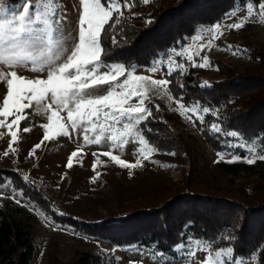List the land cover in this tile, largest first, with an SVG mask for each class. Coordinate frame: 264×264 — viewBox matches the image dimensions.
<instances>
[{
    "label": "trees",
    "instance_id": "trees-1",
    "mask_svg": "<svg viewBox=\"0 0 264 264\" xmlns=\"http://www.w3.org/2000/svg\"><path fill=\"white\" fill-rule=\"evenodd\" d=\"M8 3L14 5L19 0H8ZM244 3L245 0H150L148 5L139 2L131 12L125 13L121 25L104 41L107 60L148 68L159 54L177 48L198 28L222 21L234 6L239 8ZM148 20L152 22L146 23ZM251 30L252 24L246 23L235 31L239 48L248 50L242 54L246 59L242 65L210 60L216 79L206 83L202 81L205 71L199 67L188 66L184 75L174 73L168 77L172 80L169 87L174 96L183 95L186 104L198 102L217 112V115L204 114L203 126L197 121L194 127L198 137L187 132L177 112L168 109L161 100L153 99L161 109L154 112V119L147 121L152 131H146L145 135L165 152L179 153L173 156L178 161L175 167L178 177L171 186L160 187L158 198L143 200L125 210L115 208L101 217L76 219L62 211L33 182H24L19 171L0 166V184L8 180L52 224L82 237L114 246L153 247L165 255H170L172 248L186 239L207 240L213 243V249L233 247L237 258L254 254L257 260H264L261 257L264 252L263 161L253 165L219 164L236 184L237 195L204 193L191 188L200 171L194 149L197 142L202 141L214 152L239 151L244 155L242 149L226 150L225 138L209 131L212 123H220L225 130H237L246 138L264 137V44L252 46ZM112 35L117 37L115 45ZM204 84L209 86L202 87ZM245 193L250 195L247 200ZM225 236L230 239H224ZM33 253L32 215L21 206L4 202L0 205V264H30ZM101 261L97 255L73 249L68 260L62 263L56 251L50 250L42 264H101Z\"/></svg>",
    "mask_w": 264,
    "mask_h": 264
},
{
    "label": "snow or ice",
    "instance_id": "snow-or-ice-1",
    "mask_svg": "<svg viewBox=\"0 0 264 264\" xmlns=\"http://www.w3.org/2000/svg\"><path fill=\"white\" fill-rule=\"evenodd\" d=\"M139 2L148 5L150 0H79L81 11L78 31L72 35L64 29L66 12L61 8L62 0H19L18 6L10 5L8 0H0V83L6 87V93L0 101V137H9L8 148L0 156L18 153L14 145L19 143L22 122H30V117L34 115H46L47 122L39 125L43 129L42 139L29 151L28 158L34 157L45 142L59 137L72 139L75 136L82 139L83 144L68 157L66 168L69 169L73 167V158L85 154L84 147L90 145L101 149L99 153H92L95 157L92 166L94 172L102 163L100 157H107L121 169L129 170L130 178L132 170L144 167L145 162L160 167H175L151 159L161 152L171 156L179 154L175 151L165 152L145 135L146 131H152L147 121L154 119V112L161 109L159 104L152 102L153 98H167L174 102L175 111L194 125L197 121L201 126L206 124L205 116L201 113L217 115L216 111L198 102L186 104L183 95L174 96L169 87L172 80L168 77L174 73L184 75L188 66L211 67L207 55L201 53L210 51L215 46L214 42L224 33L221 23L202 27L199 33L190 37V45L181 50H170L163 78H154L160 71L159 62H154L147 69L148 75H137L135 65L108 62V49L104 41L118 29L125 13L131 12ZM240 7L246 8L247 15L239 22L226 25L228 29H242L253 16L264 24V0H245ZM238 10L234 6L233 10L225 14V19L235 17ZM151 22L146 21L149 24ZM204 33L208 34L207 42L199 43L205 39ZM111 41L117 44V37L112 35ZM70 43L71 48L68 47ZM227 50L234 56L248 51L233 49L232 45H228ZM181 60L186 61L187 66ZM18 70L39 75L30 78L21 75ZM22 131L29 133L32 128L26 126ZM209 131L225 138L223 143L226 150L242 149L246 153L242 156L239 151H219L215 162L243 161L253 165L258 160L264 161V137L246 138L237 130H225L220 123H212ZM129 145L134 146V162L122 158ZM100 175L96 172L90 182L95 183ZM22 179L29 182L28 175ZM24 195L22 190L11 188L10 184H0V200L10 199L21 205ZM36 211L48 226L56 230V226L43 212L39 209ZM224 239L230 238L225 236ZM212 249V242L193 241L191 238L187 245L183 242L176 245L177 251H183L185 260L196 256L199 250L205 253L200 264H245L243 259L235 256L231 246L215 251ZM136 251L140 253L141 259L129 260V264H143L145 253L140 249ZM164 256L162 251L151 252L154 264H165ZM261 257L264 258V252ZM249 264H264V260H257L253 256Z\"/></svg>",
    "mask_w": 264,
    "mask_h": 264
},
{
    "label": "rangeland",
    "instance_id": "rangeland-1",
    "mask_svg": "<svg viewBox=\"0 0 264 264\" xmlns=\"http://www.w3.org/2000/svg\"><path fill=\"white\" fill-rule=\"evenodd\" d=\"M18 4L14 5L18 6ZM61 8L66 12V22L64 23L66 33L76 35L81 11L79 0H62ZM238 9L237 15L232 19L224 18L222 21L217 22L222 24L223 36L214 42L215 46L210 51L206 50L201 53V55L206 54L209 61L218 59L232 66H240L246 61L242 54L234 56L231 51L227 50L228 45H232L233 49L239 48L240 45V40H238V36L235 33L236 30L226 27L228 24L239 22L240 19L247 15L245 7H239ZM247 23L252 24V46L264 44V24L260 23L255 16ZM200 30L201 27L192 36L199 33ZM203 35L205 39L199 43L207 42L208 34L204 33ZM190 37L184 38L183 43L179 44L175 49L181 50L190 45L192 43ZM68 47L71 48L72 44H68ZM170 50L159 54L149 66L151 67L154 62L160 63V71L154 78H163L162 72L166 70V60ZM180 62L186 61L181 60ZM148 68H137L136 74L148 75ZM201 69L205 71L204 75H202L204 83L216 79V71L213 68L206 67ZM18 71L21 75L30 78L39 75L25 70ZM5 93L6 87L0 83V101H2ZM153 99L161 100L170 110L175 111L176 109V104L168 101L167 98L155 97ZM201 114L204 115V113ZM179 116L187 132L198 137L194 124L181 115ZM46 122V115H34L30 117V122H22L20 125L19 143L14 145L18 149V153L16 155L10 153L7 157L0 156V166L19 171L22 177L28 175L29 181L37 185L51 200L56 201L62 211L69 213L76 219L97 218L103 216L104 213L113 212L115 208L125 210L143 200L156 199L159 196L158 190L160 187L171 186L173 179L178 177V172L175 170L178 161L171 155L158 153L153 155L151 159L159 162V164L175 165V167L166 168L160 167L158 164L145 162L144 167L132 170L133 175L130 178L129 170L121 169L107 157H100L102 163L96 169V172L101 174L100 178L95 183H91L90 181L96 175L92 167L95 159L92 153H99L101 149L96 145L84 147L85 154L79 158H73V167L70 169L66 168L70 154L83 144V140L77 139L75 136L72 139L59 137L51 142H45L40 149H37L34 157L28 158L29 151L34 145L40 143L42 139L43 129L39 125ZM26 126L31 127L32 131L24 133L22 129ZM8 143L9 137L7 135L0 137V154L8 148ZM194 145L200 171L195 175L191 188L204 193L217 191V193L225 196L227 194L237 195L236 184L229 180V177L219 167V164L232 163H226L225 161L215 162L218 159L217 152L209 149L202 141ZM133 148V145H129L125 149L122 158L126 161L134 162ZM228 158L226 157V159ZM234 163L249 165L243 161ZM62 176L63 179H61ZM4 183L10 184L8 180ZM5 191H8V189H5ZM249 197V193H245L246 200ZM6 201L16 204L10 199H3L0 200V205ZM18 206L23 207L32 215L34 253L30 264H42L50 250H55L60 261L64 263L68 260L69 253L73 249L99 256L102 259L101 264H129V260H140V253L136 251V249H140L145 253L143 264H154L151 259V252L155 251L153 247L137 245L114 246L102 240L76 235L68 229L56 225V230H53V227L48 226L45 219L38 215L36 209L26 200L23 199L21 205ZM192 240L195 241L194 239ZM187 242L188 239L183 243L187 245ZM218 249L220 248L212 250ZM204 256V252L197 250L196 256L185 260L183 251H177L175 246L172 248L170 255L164 256V261L165 264H200ZM253 256L255 255L252 254L249 258L240 259H243L245 264H249Z\"/></svg>",
    "mask_w": 264,
    "mask_h": 264
}]
</instances>
